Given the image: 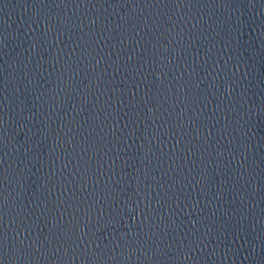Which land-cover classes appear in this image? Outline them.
Returning a JSON list of instances; mask_svg holds the SVG:
<instances>
[{
    "label": "water",
    "instance_id": "water-1",
    "mask_svg": "<svg viewBox=\"0 0 264 264\" xmlns=\"http://www.w3.org/2000/svg\"><path fill=\"white\" fill-rule=\"evenodd\" d=\"M0 231V264H264L247 1L0 0Z\"/></svg>",
    "mask_w": 264,
    "mask_h": 264
},
{
    "label": "snow or ice",
    "instance_id": "snow-or-ice-1",
    "mask_svg": "<svg viewBox=\"0 0 264 264\" xmlns=\"http://www.w3.org/2000/svg\"><path fill=\"white\" fill-rule=\"evenodd\" d=\"M177 2H178V0H177ZM93 24H95V21H93ZM97 63H99V61H97ZM6 240H7V237L5 236L3 231H0V255H3V250H4V247H5ZM89 244H91V241H89ZM19 245H20V247L17 248V244L15 242H13V243H11L9 245L8 250L10 252L19 251L20 254H23V255H26V256H31L33 254L31 245H27L26 247L23 246L24 242L22 240L19 241ZM86 247H87V245H86ZM56 250H57V252H59L60 248H57Z\"/></svg>",
    "mask_w": 264,
    "mask_h": 264
}]
</instances>
